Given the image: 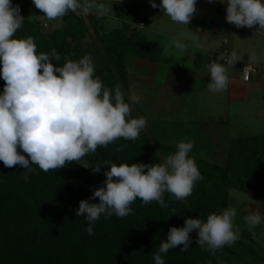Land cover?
Listing matches in <instances>:
<instances>
[{
  "label": "trees",
  "instance_id": "1",
  "mask_svg": "<svg viewBox=\"0 0 264 264\" xmlns=\"http://www.w3.org/2000/svg\"><path fill=\"white\" fill-rule=\"evenodd\" d=\"M11 2L20 7L24 18L13 38L32 36L37 54L55 48L61 55L60 61H53L57 67L63 66L65 58L77 61L87 54L81 41L88 28H92L98 37L93 49L100 53V59L94 56L97 62L94 78L99 77L113 90V95L119 84L125 102L132 108L130 118H139L128 99L126 61L128 57L158 61L161 52L137 28L136 24L142 22L137 7L117 1L112 14L119 26L110 31L103 29L101 21L106 18H97L95 12L87 15L89 24L82 16L70 12L63 18V26L44 33L45 22L36 18L39 10L32 0ZM4 86L0 77V94ZM152 138L145 127L135 141L119 138L83 157L85 164L74 161L48 172L31 163L26 169L19 165L7 168L0 161V264H155L152 253L158 252L161 242H167L169 228H182L187 218L206 222L210 214H220L229 206L230 188L257 195L259 186L264 187V135L234 139L224 166L200 155L194 145L188 155L195 160L203 179L195 183L189 197L177 201L165 192L166 208L155 201L142 205L137 198L131 205L133 214L108 219L102 215L93 224L94 234L88 235L86 214L77 216L76 210L81 200H88L95 189L103 186V173L108 171L104 166L94 174L91 168L105 160L117 165L156 164L176 151L159 141L153 144ZM117 148L122 150L116 151ZM20 154L27 158L22 151ZM98 202V198L89 200ZM189 235L192 240L189 250L182 253L180 245L161 254L165 264H225L222 252L225 246L215 252L205 250L206 246L196 243V231Z\"/></svg>",
  "mask_w": 264,
  "mask_h": 264
},
{
  "label": "clouds",
  "instance_id": "2",
  "mask_svg": "<svg viewBox=\"0 0 264 264\" xmlns=\"http://www.w3.org/2000/svg\"><path fill=\"white\" fill-rule=\"evenodd\" d=\"M196 2L160 0L158 6L149 0L152 8L159 7L173 22L185 25L196 12ZM218 2L224 3V0ZM32 3L43 14L36 18L46 20L62 21L70 12L76 15L95 12L97 18L113 12L111 5L97 0H32ZM226 22L237 28L258 25L264 29V0H227ZM23 23L20 7L11 0H0V77L5 81L3 94H0V161L3 165L26 169L31 163L48 172L79 161L95 153L98 146L107 147L119 138L138 139L146 126V118H130L132 108L125 102L119 84L113 95V90L99 77L94 78L91 55L86 54L77 61L65 58L62 67L54 66L53 61L61 60L55 48L49 53L37 54L32 36L13 38ZM171 46L180 53L188 47L181 40H173ZM225 59L227 66L220 63ZM251 59L255 61L254 54ZM240 60L233 51L227 58L220 53L215 61L208 63V91L226 92L229 69ZM128 99L131 104H138L142 97L132 91ZM193 147V141L181 140L174 153L156 164L117 165L105 160L91 168L94 174L104 166L108 171L103 173V186L95 189L88 200H81L76 210L77 216L86 214L88 235L94 234L93 224L102 215L108 219L113 215L123 218L133 214L131 205L137 198L142 205L155 201L166 208L165 192L177 201L189 197L195 183L203 179L195 160L188 155ZM18 149L27 154V158ZM97 198L98 203H89ZM236 215V209L228 207L220 214H210L206 222L187 218L182 228H169L167 242H161L158 252L152 253L155 264H165L161 254L177 246L183 245L180 251L187 252L192 243L189 234L193 231L198 235L196 243L206 246L205 250L215 252L226 245L232 246L240 239L239 229L234 224ZM244 219L250 231L262 222L261 215L255 212Z\"/></svg>",
  "mask_w": 264,
  "mask_h": 264
},
{
  "label": "rangeland",
  "instance_id": "3",
  "mask_svg": "<svg viewBox=\"0 0 264 264\" xmlns=\"http://www.w3.org/2000/svg\"><path fill=\"white\" fill-rule=\"evenodd\" d=\"M102 1H104L106 6L111 5L113 10L117 1L122 0ZM133 5L138 8L139 18L146 24L142 29L143 32H141L145 33L146 31L150 36L152 35V39L154 38L158 44L154 43V45L162 47L160 56H163V59H167L166 62L180 66V61L182 62L191 56V52L194 50L192 46L188 45L187 50L183 53L171 46L173 40H181V38L190 36L191 30L188 27H180V23L173 22L159 7L154 9L152 7L137 6V4ZM156 10L157 13L155 12ZM40 15L43 14L39 11L37 16ZM104 17L106 19L101 22L105 31H110L119 26V22L113 17L112 12ZM41 20L45 22L43 25L44 33L64 25V20ZM84 21L89 24L87 16ZM136 26L141 30L139 24H136ZM128 27L130 31L131 28L130 26ZM94 43H98V37L93 33L92 28L89 27L81 44L87 50V54L91 55L96 69L97 62H95L94 56L99 58L98 54L100 53H95L96 50L93 49ZM195 49V53L199 54V50ZM126 68L128 72L133 70L132 62H126ZM204 85L207 86L208 83L206 82ZM129 90V95L132 91H135L136 95L142 97L140 103L132 105L140 117L146 118L145 127L150 137L152 138L153 136L152 142L155 145L159 141L174 149L181 140H185V142L191 140L199 148L200 155L210 160L215 158L220 166H224L226 154L223 155V149L232 150L234 139L238 138V136L245 138L264 135V116L259 113L258 108H264V103L261 100H253L254 103L250 100L248 106L240 107L243 112L246 111L243 119L232 116V112H236L234 107H237V105L230 104L228 110L231 112V116L227 120L225 116L226 109L224 108V105L227 104L226 97L215 99L213 102V99L208 96L209 91L207 88L204 90L206 94L200 95L195 93L196 91L180 93V89L156 93L153 88H143L134 85ZM256 102L258 105H256ZM213 110L218 112L215 119L210 116V112H213ZM241 124L244 129L240 127ZM212 135H217L215 140L211 138ZM214 152H216L217 157L213 155ZM78 162L85 164L84 158ZM258 191L257 195L244 193L233 188L228 191L230 199L228 207L236 209L237 215L234 218V224L239 229L240 239L230 247L225 246L222 251L225 264H264V187L259 186ZM252 212L260 214L262 222L250 231L244 218Z\"/></svg>",
  "mask_w": 264,
  "mask_h": 264
},
{
  "label": "crops",
  "instance_id": "4",
  "mask_svg": "<svg viewBox=\"0 0 264 264\" xmlns=\"http://www.w3.org/2000/svg\"><path fill=\"white\" fill-rule=\"evenodd\" d=\"M122 1L128 2L129 4H137V6L145 8L151 7L149 0ZM152 2L158 6L160 5V0H152ZM195 8L196 12L189 24L185 25L180 23V27H188L191 30L189 33L190 36L181 38V41L192 46L194 50L197 48L199 54H196L192 48L191 56L186 59L187 61H180V66L178 64H169L166 62L167 59H163V56H160L161 59L158 61L128 57L126 62H132L133 67V70L130 72L127 71L128 80L126 88L128 89V97L129 89L133 85L143 88H153L156 93L180 89V93L196 91L195 93L198 95L203 94L206 88L208 90V87L204 83H210V73L207 64L216 60L211 58L210 54L212 52L220 53L223 50H227L230 55L231 52L235 51L241 57V60L234 65L233 69H229L228 90L216 94L208 92V96L210 99H213V102L215 99L226 97L228 105H224V108L226 109L225 116L227 120L231 116L228 106L232 103L237 105V107H234L236 112H232V116L243 119L246 111L243 112V109L240 108L241 106L243 108L248 106L250 100H261L264 103V29L258 28V25L252 28H237L227 23V0H224V3H219L218 0H213L212 3H209L208 0H197ZM155 12L157 13V10ZM140 23L143 24V27L146 26L143 20ZM143 27H140V29L142 30ZM145 34L150 43L157 44V41L154 38L152 39V35L150 36L146 31ZM157 47L162 52V47L160 45ZM253 54L256 57L255 61L251 59ZM247 62L255 63L261 70L259 73L254 74L249 82L244 83L241 79V67ZM220 63L227 66V62L220 61ZM256 105H258L257 102ZM258 108L259 113H262L261 115L264 116V108ZM210 113V116H213L214 119L215 117L217 118L218 112L213 110ZM240 127L244 129L242 124ZM216 137L217 135L211 136L214 140ZM242 137L238 136V138ZM223 151V155H225L227 149L225 148ZM213 155L217 157L216 152Z\"/></svg>",
  "mask_w": 264,
  "mask_h": 264
},
{
  "label": "built area",
  "instance_id": "5",
  "mask_svg": "<svg viewBox=\"0 0 264 264\" xmlns=\"http://www.w3.org/2000/svg\"><path fill=\"white\" fill-rule=\"evenodd\" d=\"M87 15L80 14L77 16H82L83 18H85ZM139 25H142V23H140ZM220 53H223L226 58L229 56L227 50H223ZM220 53H213L212 52L210 57L213 59H217V57L220 55ZM223 62H227V59L223 60ZM260 70H261V68L258 65H256L255 63L247 62V63L243 64V66L241 67V79H242V81L244 83L249 82L251 80L252 76L254 74L259 73Z\"/></svg>",
  "mask_w": 264,
  "mask_h": 264
}]
</instances>
